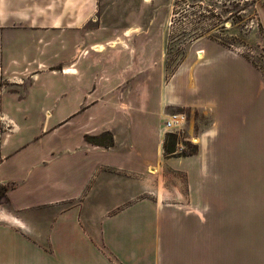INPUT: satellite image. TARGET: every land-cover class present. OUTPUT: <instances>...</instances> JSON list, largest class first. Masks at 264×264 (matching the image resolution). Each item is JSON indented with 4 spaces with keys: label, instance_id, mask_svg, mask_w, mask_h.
I'll list each match as a JSON object with an SVG mask.
<instances>
[{
    "label": "crops",
    "instance_id": "0c3cea01",
    "mask_svg": "<svg viewBox=\"0 0 264 264\" xmlns=\"http://www.w3.org/2000/svg\"><path fill=\"white\" fill-rule=\"evenodd\" d=\"M102 3L0 0V185L9 186L0 204V264H264V73L235 49L201 38L157 85L163 110L155 114L149 51H127L119 69L117 42L154 29L103 27ZM257 15L264 31V2ZM153 66L164 70L165 60ZM102 81L129 84L120 93L125 106L111 101L108 109L129 117L110 130L113 145L87 142L84 132L76 144L65 136L44 141L77 114L65 120L71 100L80 112L100 102L78 91L76 103L65 82L89 92ZM167 105L189 109L187 205L164 202L157 187L172 158L164 152ZM50 116L60 117L56 125ZM146 129L158 139L157 159ZM121 134L130 135L128 145Z\"/></svg>",
    "mask_w": 264,
    "mask_h": 264
},
{
    "label": "rangeland",
    "instance_id": "374dc122",
    "mask_svg": "<svg viewBox=\"0 0 264 264\" xmlns=\"http://www.w3.org/2000/svg\"><path fill=\"white\" fill-rule=\"evenodd\" d=\"M111 2L112 0H103L101 4L100 18L97 23L103 27L117 25L119 28L144 27L154 29L149 35L136 36L134 38L124 36L121 37V40L118 39L117 42L120 45L118 46L119 69L120 66L123 67L126 64L127 51H132L135 48L144 52L149 51L148 58L151 68L148 71V75L151 96L148 102L150 110L155 112V114L163 110L162 99H159V94L156 92L157 85L161 80L169 78L183 60L190 58L191 51L197 46L195 42L197 40L200 41L201 38L214 40L235 49L251 59L264 73V31L259 22H254L257 7L264 0H117V3L114 4ZM127 14L132 16L128 19ZM106 38L102 37L103 40ZM125 40L129 41L130 46L125 43ZM208 40L206 42H210ZM110 54V49H106L99 54L101 56L100 62L103 66L109 62ZM120 56H122L121 62ZM86 59L90 60L92 57L86 56ZM163 59L166 65L165 72L159 67L153 66L156 61H163ZM201 59L203 58H197V60ZM82 63H80V67H76V73L79 69H82ZM100 71L103 72V68L92 70V73L98 76ZM119 81H102L101 84L93 82L89 85V92L96 87V90L92 94L88 90L84 91L79 88L83 84L77 82L69 84L65 82V92H70L71 97L77 94L75 96L76 103L81 99V93L78 91L82 92V100L87 98V102H89L95 98L93 100L95 101L99 97L100 102L95 107L80 112L81 109H74V100H71L67 106L68 108L65 109V120L72 116H69V112L75 111L77 114L71 117L64 127L59 128L58 131L56 130L51 135H47L44 141L62 142L65 136V140L76 144L80 141L84 132L87 135H101L105 133L100 142L108 143L111 137L110 134L114 137L110 131L111 129H115L122 124H129V117L120 115L121 111H119V115L108 112L111 101L116 102L112 107L116 105L118 108H123L125 106L122 104L123 101L121 100L120 93L123 91V95H127L129 84H120ZM116 95L117 101L114 100ZM132 102L135 104V107L141 106L143 103L137 100H132ZM165 110L170 115L175 113L185 115V131L182 132L183 128L179 131L177 130L178 139L169 138L167 142L169 146L173 144L176 152L183 157L165 154L166 157H172L165 159V175L158 183L157 181H151V183L153 185L157 183L164 202L187 205L188 154L194 149L191 141L188 140V127L190 124L189 109L167 105ZM48 118L52 119V123L56 125V121L60 117L50 116ZM166 122L167 119L164 120L165 124ZM160 124L162 123L160 122ZM86 130L98 132L88 134L92 132H86ZM146 130L149 131L148 133H151L149 142H151L153 147V158L157 159L160 155L158 152V139L153 129ZM126 135L121 134L119 137L121 146L128 145V136L130 135ZM173 148L171 147V150ZM151 171L156 172L157 170L151 169ZM7 187L9 186L0 185V204L6 203V200H2V193ZM181 248L186 249V245H181Z\"/></svg>",
    "mask_w": 264,
    "mask_h": 264
},
{
    "label": "trees",
    "instance_id": "16d2710c",
    "mask_svg": "<svg viewBox=\"0 0 264 264\" xmlns=\"http://www.w3.org/2000/svg\"><path fill=\"white\" fill-rule=\"evenodd\" d=\"M105 133L101 134V135H86V140L90 143L96 144V145H101V146H112L113 145V136L110 134V140L108 143H102L100 142V139L103 137ZM172 138V139H178V135L176 133L173 132H168L166 133V137H165V144H164V152L165 154H167L168 156H182L181 154L176 152V149L173 148V144H170V146L167 144L168 139ZM171 147L173 148L171 150ZM8 187L5 188L4 192L2 193V198L5 195V193L7 192Z\"/></svg>",
    "mask_w": 264,
    "mask_h": 264
},
{
    "label": "built area",
    "instance_id": "2783aa9c",
    "mask_svg": "<svg viewBox=\"0 0 264 264\" xmlns=\"http://www.w3.org/2000/svg\"><path fill=\"white\" fill-rule=\"evenodd\" d=\"M254 22H259L260 24L259 16L257 14H256V18ZM172 118L174 120H172ZM185 120H186L185 115L182 113L172 114L170 119L166 122V127L170 129V132L175 133L177 132V130L178 131L181 130V127L183 123L185 122Z\"/></svg>",
    "mask_w": 264,
    "mask_h": 264
},
{
    "label": "bare ground",
    "instance_id": "6f19581e",
    "mask_svg": "<svg viewBox=\"0 0 264 264\" xmlns=\"http://www.w3.org/2000/svg\"><path fill=\"white\" fill-rule=\"evenodd\" d=\"M197 57H199V58H202V57H204V55H205V52L203 51V50H198L197 52ZM67 69V68H66ZM67 71H70V69H68ZM71 71H77L76 69H71ZM172 120H174L173 118H172ZM196 140V139H195ZM194 140V141H195Z\"/></svg>",
    "mask_w": 264,
    "mask_h": 264
}]
</instances>
